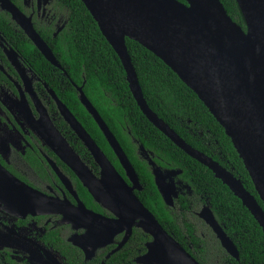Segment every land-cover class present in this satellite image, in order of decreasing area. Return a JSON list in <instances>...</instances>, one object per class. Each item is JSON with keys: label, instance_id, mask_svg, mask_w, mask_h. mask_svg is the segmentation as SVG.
I'll list each match as a JSON object with an SVG mask.
<instances>
[{"label": "water", "instance_id": "95a60500", "mask_svg": "<svg viewBox=\"0 0 264 264\" xmlns=\"http://www.w3.org/2000/svg\"><path fill=\"white\" fill-rule=\"evenodd\" d=\"M81 1L119 56L130 90L143 114L179 149L209 168L216 178L229 187L264 232V209L245 189L241 180L212 158L188 145L151 110L144 98L126 44V39L141 44L195 92L231 138L264 204V0H237L247 31L230 18L220 0H185L186 3L178 0ZM48 2L49 0H45L46 4ZM0 9L11 15L47 61L62 69L48 44L36 31L32 17H27L11 0H0ZM13 54L16 59L17 55ZM77 90L81 103L100 127L131 185L50 89L48 91L62 117L99 165L100 178L97 179L90 173L68 141L54 127L46 108L34 95L41 121L45 122V136L40 138L71 168L96 202L115 214L116 219L109 222L112 224L109 237L112 239L114 234L126 231L127 240L134 227L150 235L153 240L147 244V253L137 259V264H200L164 230L153 213L139 200L136 191L140 192L142 186L134 167L83 89ZM154 173L164 202L173 207L174 198L178 196L173 179L178 172L165 174L156 169ZM59 175L69 187V182L60 173ZM15 186L19 187L20 194L25 197L24 200L20 198V207L14 206V209L23 213V217L27 212L33 215L46 214L37 212L40 209L56 212L58 205L53 199L42 196L18 180H15ZM25 202L30 206L25 208ZM1 203L7 213L13 214L14 209L7 205L6 200H1ZM82 208L86 210L84 206ZM21 214L16 216L22 217ZM97 217L103 219L101 216ZM199 217L214 231L223 248L239 260L238 249L216 220L212 209L205 206ZM96 232L97 236L103 233L102 230ZM123 245L124 243L113 254L122 249ZM91 250L93 248L84 249L87 258L90 257Z\"/></svg>", "mask_w": 264, "mask_h": 264}, {"label": "trees", "instance_id": "16d2710c", "mask_svg": "<svg viewBox=\"0 0 264 264\" xmlns=\"http://www.w3.org/2000/svg\"><path fill=\"white\" fill-rule=\"evenodd\" d=\"M11 1L20 10L31 13L26 9L24 0ZM178 1L186 3L185 0ZM220 1L230 18L247 31L237 0ZM35 2L32 0L31 3ZM34 25L62 69L47 61L11 15L0 9V30L13 40L15 49L28 67L56 93L128 181L100 127L80 101L77 88L83 89L139 176L142 190L136 193L137 197L162 227L200 264H264V232L259 223L209 168L179 149L143 114L130 90L119 56L84 3L81 0H50L44 16H34ZM126 44L151 110L188 145L240 179L264 209L231 138L195 92L141 44L131 39H126ZM40 87L41 97L51 116L59 119L55 115L57 109L54 102L44 86ZM83 147L79 143L76 149L80 151ZM32 160L39 163L36 159ZM156 169L165 174L178 172L174 178L178 196L174 198L173 207L164 202L159 192L155 182ZM80 189V193L87 194L89 199L87 191L82 186ZM89 203L93 205L92 201ZM205 206L212 209L216 220L234 242L239 260L223 248L214 231L199 217ZM150 240L142 230L135 229L130 241L110 258L108 264H137V259L146 254V244ZM67 248V252L77 253L80 258L72 264H84L80 250ZM101 259L103 257L98 256V260Z\"/></svg>", "mask_w": 264, "mask_h": 264}, {"label": "flooded vegetation", "instance_id": "af4514ba", "mask_svg": "<svg viewBox=\"0 0 264 264\" xmlns=\"http://www.w3.org/2000/svg\"><path fill=\"white\" fill-rule=\"evenodd\" d=\"M31 2L32 0H24L26 9L31 13L23 10L21 12L27 17H32L34 24V16H44L50 0L47 4L45 0ZM14 45L13 40L0 30V263L72 264L80 258L77 253L67 252V247H71L80 250L84 264H108L110 258L117 253L113 254V251L123 243L124 247L132 238L134 230L139 228L134 227L127 240L126 231L114 234L111 239L109 235L112 233V224L109 222L116 219L115 214L96 202L78 176L40 138L45 136V122L41 121L34 95L46 108L54 127L68 141L90 173L97 179L100 178L101 169L95 158L62 117L48 91L49 88L28 67ZM13 53L17 55L16 59ZM40 85L44 86L54 102L57 109L55 115H58L59 119H54L44 104ZM50 98L48 105L51 104ZM79 143L84 147L77 151L76 146ZM32 159L38 160L39 163ZM59 173L69 182V187L63 183ZM15 180L42 196L53 199L58 205L56 212L40 209L37 212L46 214L33 215L27 212L23 217V213L14 209L16 205L21 206L20 198L25 199L24 195L20 194L19 187L15 186ZM127 183L131 185L129 180ZM80 186L87 191L89 199L87 194L80 193ZM1 200H6L7 205L14 209L13 214L3 209ZM89 201H92L93 205ZM24 205L25 208L30 206L27 202ZM20 214L22 217L16 216ZM97 230H102L103 233L97 236ZM148 236L151 238L148 242L150 243L153 238ZM83 248H93L89 251V258ZM98 256L103 259L98 260Z\"/></svg>", "mask_w": 264, "mask_h": 264}]
</instances>
